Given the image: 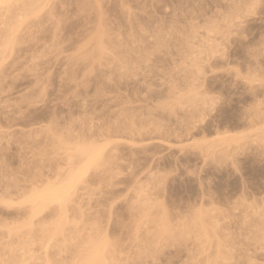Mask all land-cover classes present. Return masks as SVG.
Here are the masks:
<instances>
[{
    "label": "rangeland",
    "instance_id": "rangeland-1",
    "mask_svg": "<svg viewBox=\"0 0 264 264\" xmlns=\"http://www.w3.org/2000/svg\"><path fill=\"white\" fill-rule=\"evenodd\" d=\"M31 1L0 8V264H264V0Z\"/></svg>",
    "mask_w": 264,
    "mask_h": 264
},
{
    "label": "bare ground",
    "instance_id": "bare-ground-1",
    "mask_svg": "<svg viewBox=\"0 0 264 264\" xmlns=\"http://www.w3.org/2000/svg\"><path fill=\"white\" fill-rule=\"evenodd\" d=\"M17 1L18 0H0V8H4V6H8L9 4L15 3ZM38 1L39 0L31 1L30 5H28V7L23 5L22 11H24V13L22 14L23 16H21L20 19L24 18V16L36 14L37 10L32 6V4L37 3ZM13 31H14V29H13ZM13 31L11 30L10 35L13 34ZM10 35L6 39V42L8 43L7 45H9V48H11L10 45H12V43L14 41L13 37ZM230 133L233 134L234 132H230ZM226 134L227 133H225V135ZM234 134H237V132ZM217 135L218 134H216V135L214 134V136H217ZM219 135H221V134H219ZM232 137H233V135H232ZM241 137L239 136V138H241ZM238 139L230 138V139H228V141L230 140L229 142H231V141H236ZM224 140H226V139H224ZM102 143H103V145L105 144V142H102ZM102 143L97 144L96 146H93L89 150H84L85 154H84L83 158L81 159L83 161L81 163L77 164L76 166H71L69 169H67V171L63 177H61L59 179H50L49 181H47L44 184L39 185V186L38 185L32 186L28 190V192L23 194V195H25L23 199L29 200L31 202V204H33L34 206H37V205L43 206V205L50 203V202H55V201L56 202H63L64 200H66V198L70 194V191L74 188L75 183L78 180H80V178L82 177L83 173L88 168V166L94 160H97L101 157V150L103 149ZM95 260H96V254L91 253L90 256L85 260L84 264H94Z\"/></svg>",
    "mask_w": 264,
    "mask_h": 264
}]
</instances>
